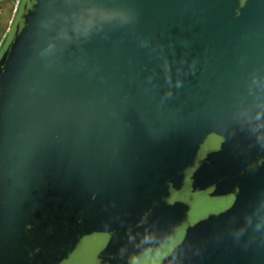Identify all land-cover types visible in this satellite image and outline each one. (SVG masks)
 Here are the masks:
<instances>
[{
	"label": "water",
	"instance_id": "obj_1",
	"mask_svg": "<svg viewBox=\"0 0 264 264\" xmlns=\"http://www.w3.org/2000/svg\"><path fill=\"white\" fill-rule=\"evenodd\" d=\"M0 49V264H264V0H21Z\"/></svg>",
	"mask_w": 264,
	"mask_h": 264
},
{
	"label": "trees",
	"instance_id": "obj_2",
	"mask_svg": "<svg viewBox=\"0 0 264 264\" xmlns=\"http://www.w3.org/2000/svg\"><path fill=\"white\" fill-rule=\"evenodd\" d=\"M11 12V3L8 0H4L0 3V49L4 43L5 38L1 39V34L6 28L7 21Z\"/></svg>",
	"mask_w": 264,
	"mask_h": 264
},
{
	"label": "built area",
	"instance_id": "obj_3",
	"mask_svg": "<svg viewBox=\"0 0 264 264\" xmlns=\"http://www.w3.org/2000/svg\"><path fill=\"white\" fill-rule=\"evenodd\" d=\"M11 3V12H10V18L8 20L7 26H6V32L10 29V25L13 21L14 16L18 12L21 0H10Z\"/></svg>",
	"mask_w": 264,
	"mask_h": 264
},
{
	"label": "snow or ice",
	"instance_id": "obj_4",
	"mask_svg": "<svg viewBox=\"0 0 264 264\" xmlns=\"http://www.w3.org/2000/svg\"><path fill=\"white\" fill-rule=\"evenodd\" d=\"M73 2L79 4L82 7L88 8L89 4L91 3V0H73Z\"/></svg>",
	"mask_w": 264,
	"mask_h": 264
},
{
	"label": "crops",
	"instance_id": "obj_5",
	"mask_svg": "<svg viewBox=\"0 0 264 264\" xmlns=\"http://www.w3.org/2000/svg\"><path fill=\"white\" fill-rule=\"evenodd\" d=\"M2 1H4V0H0V3H1ZM8 1H10V0H8ZM6 35H7V33H6V28H4V31H3L2 34H1V39L5 38Z\"/></svg>",
	"mask_w": 264,
	"mask_h": 264
},
{
	"label": "rangeland",
	"instance_id": "obj_6",
	"mask_svg": "<svg viewBox=\"0 0 264 264\" xmlns=\"http://www.w3.org/2000/svg\"><path fill=\"white\" fill-rule=\"evenodd\" d=\"M20 7V6H19ZM19 10V9H18ZM18 13V12H17ZM17 13H16V15H17ZM16 15L14 16V18H13V21H12V23H11V25H10V28L12 27V24H13V22H14V19H15V17H16ZM9 18H10V16H9ZM9 20V19H8ZM7 23H8V21H7ZM6 26H7V24H6ZM6 33H8V32H6Z\"/></svg>",
	"mask_w": 264,
	"mask_h": 264
}]
</instances>
